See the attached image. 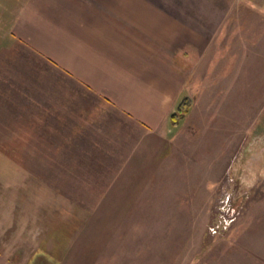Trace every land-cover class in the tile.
<instances>
[{"label":"rangeland","instance_id":"1","mask_svg":"<svg viewBox=\"0 0 264 264\" xmlns=\"http://www.w3.org/2000/svg\"><path fill=\"white\" fill-rule=\"evenodd\" d=\"M84 1L0 0V264H264V0H115L200 44L176 125L68 69Z\"/></svg>","mask_w":264,"mask_h":264},{"label":"crops","instance_id":"2","mask_svg":"<svg viewBox=\"0 0 264 264\" xmlns=\"http://www.w3.org/2000/svg\"><path fill=\"white\" fill-rule=\"evenodd\" d=\"M82 3L83 16L73 12L70 17L68 69L97 93L111 98L115 109L128 112L131 119H168L183 91L174 92V80L188 75L189 71L183 58L192 48L197 55L200 44L184 38L171 43L169 49L162 47L157 42L162 39L160 36L154 39L146 36L144 19H140L139 28L134 14H124L120 7L122 1L86 0ZM117 8L120 13L115 11ZM169 30V35L177 33L172 27ZM146 37L151 41L150 49L145 46ZM175 60L179 69L174 65ZM103 101L109 103L107 99ZM37 186L44 191L42 181H38ZM0 194V201L10 196L8 201L0 203L3 208H0V216L6 218L7 210L12 208V193L4 187Z\"/></svg>","mask_w":264,"mask_h":264},{"label":"trees","instance_id":"3","mask_svg":"<svg viewBox=\"0 0 264 264\" xmlns=\"http://www.w3.org/2000/svg\"><path fill=\"white\" fill-rule=\"evenodd\" d=\"M191 106V98L189 96H182L176 106L174 107V110L170 113V121L173 125H176L180 119H182L188 112ZM44 259V257H43ZM34 264H36V261L33 260Z\"/></svg>","mask_w":264,"mask_h":264}]
</instances>
